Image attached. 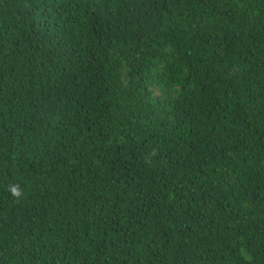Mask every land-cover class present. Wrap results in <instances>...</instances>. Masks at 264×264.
Segmentation results:
<instances>
[{
	"label": "trees",
	"instance_id": "1",
	"mask_svg": "<svg viewBox=\"0 0 264 264\" xmlns=\"http://www.w3.org/2000/svg\"><path fill=\"white\" fill-rule=\"evenodd\" d=\"M0 264H264V0H0Z\"/></svg>",
	"mask_w": 264,
	"mask_h": 264
},
{
	"label": "clouds",
	"instance_id": "2",
	"mask_svg": "<svg viewBox=\"0 0 264 264\" xmlns=\"http://www.w3.org/2000/svg\"><path fill=\"white\" fill-rule=\"evenodd\" d=\"M13 191L15 192L16 190L15 189H13ZM18 194V193H17Z\"/></svg>",
	"mask_w": 264,
	"mask_h": 264
}]
</instances>
